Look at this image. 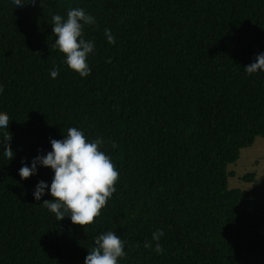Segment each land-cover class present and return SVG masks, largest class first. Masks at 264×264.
Returning <instances> with one entry per match:
<instances>
[{
  "label": "trees",
  "instance_id": "obj_1",
  "mask_svg": "<svg viewBox=\"0 0 264 264\" xmlns=\"http://www.w3.org/2000/svg\"><path fill=\"white\" fill-rule=\"evenodd\" d=\"M73 7L95 17L87 77L54 47L52 16ZM262 52L264 0H0V112L14 150L9 161L0 146V264H84L108 230L126 242L119 264H264V201L231 187L228 169L264 136V71L244 69ZM69 127L102 138L119 172L85 227L56 221L47 189L35 200L50 167L19 175Z\"/></svg>",
  "mask_w": 264,
  "mask_h": 264
},
{
  "label": "clouds",
  "instance_id": "obj_2",
  "mask_svg": "<svg viewBox=\"0 0 264 264\" xmlns=\"http://www.w3.org/2000/svg\"><path fill=\"white\" fill-rule=\"evenodd\" d=\"M13 3L15 7H23L28 3L35 5L36 0H13ZM52 21V33L56 36L54 47L65 55V63L71 70L81 77H87L91 72L87 59L94 52L95 45L93 41L84 39V27L94 24L95 17L81 7H73L68 10L66 19L56 14L52 16ZM105 35L109 43L115 42L110 29H105ZM244 69L249 75L264 71V52L259 53L254 62ZM58 74V67L50 73L52 78ZM2 93L3 85H0ZM9 124V115L0 112V129H7L0 138V146L3 147L4 156L11 161L14 150L10 143L12 133L8 130ZM50 143L51 151L34 157L30 166L22 163L19 169L21 179L36 174L37 164L50 167L54 172L50 187L40 180L33 192L35 200L40 201L47 189L51 199L43 200L42 204L55 214L56 221L70 217L73 224L82 227L94 223L116 191L115 185L119 180V172L111 157L101 150L104 140L100 137L89 140L81 129L69 127L63 139L50 138ZM112 147L115 148L116 144L113 143ZM163 235L162 229L152 235L157 242L154 248L157 253L164 251L159 243ZM125 243L112 230L99 234L95 237V246L88 249L84 264H119L120 259L126 256ZM144 246L151 248L152 244L146 242Z\"/></svg>",
  "mask_w": 264,
  "mask_h": 264
},
{
  "label": "rangeland",
  "instance_id": "obj_3",
  "mask_svg": "<svg viewBox=\"0 0 264 264\" xmlns=\"http://www.w3.org/2000/svg\"><path fill=\"white\" fill-rule=\"evenodd\" d=\"M232 175L229 178L231 187H239L250 196L264 201V136L257 137L255 142L241 149L240 157L228 166ZM252 174L249 180L245 175Z\"/></svg>",
  "mask_w": 264,
  "mask_h": 264
}]
</instances>
